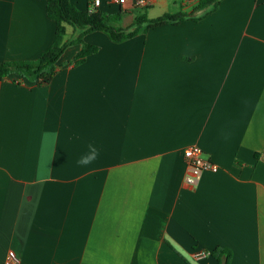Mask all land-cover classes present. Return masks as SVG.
I'll use <instances>...</instances> for the list:
<instances>
[{
	"label": "crops",
	"instance_id": "1",
	"mask_svg": "<svg viewBox=\"0 0 264 264\" xmlns=\"http://www.w3.org/2000/svg\"><path fill=\"white\" fill-rule=\"evenodd\" d=\"M197 1L100 0L195 18L120 42L88 32L97 50L75 64L67 45L47 81L0 79V264L8 249L20 264H219L216 247L264 264V0L202 16ZM45 7L0 0V61L51 44ZM192 144L219 168L189 186Z\"/></svg>",
	"mask_w": 264,
	"mask_h": 264
},
{
	"label": "trees",
	"instance_id": "2",
	"mask_svg": "<svg viewBox=\"0 0 264 264\" xmlns=\"http://www.w3.org/2000/svg\"><path fill=\"white\" fill-rule=\"evenodd\" d=\"M220 0H198L195 11H201V16L214 10ZM46 15L55 23L54 38L51 44L35 59L2 60L0 61V79L13 74L18 78H26L37 83L47 81L55 72L56 62L65 47L72 43H81L80 50L73 58L79 63L97 50V46L83 40V36L92 31H101L113 42H120L133 35L145 32L148 28L163 23H177L190 13H163L156 17H148L141 12L127 26L119 24L124 12L117 10L108 12L101 9L80 10L69 0H46ZM195 18V17H191ZM66 24L73 28V33L65 39ZM219 264H228L229 251L216 247L209 252Z\"/></svg>",
	"mask_w": 264,
	"mask_h": 264
},
{
	"label": "built area",
	"instance_id": "3",
	"mask_svg": "<svg viewBox=\"0 0 264 264\" xmlns=\"http://www.w3.org/2000/svg\"><path fill=\"white\" fill-rule=\"evenodd\" d=\"M119 4L125 2V0H111ZM100 0H92L91 9L95 10L98 8ZM149 0H132V5L134 6H147ZM202 149L195 144L185 146L182 150L183 158L186 164V174L184 181L187 185L192 186L196 184L199 179L200 174L204 170L217 171L219 166L215 162L208 158L203 157ZM204 254V252H201ZM3 264H20V259L16 252L12 249H8Z\"/></svg>",
	"mask_w": 264,
	"mask_h": 264
},
{
	"label": "rangeland",
	"instance_id": "4",
	"mask_svg": "<svg viewBox=\"0 0 264 264\" xmlns=\"http://www.w3.org/2000/svg\"><path fill=\"white\" fill-rule=\"evenodd\" d=\"M140 11H143V10L133 9L132 11H129V13L127 14L124 13L122 18L119 20V24L122 26H127L132 21V19L135 17V15L139 14ZM146 11H147V15L156 14V12H153L149 10L148 8L146 9Z\"/></svg>",
	"mask_w": 264,
	"mask_h": 264
},
{
	"label": "clouds",
	"instance_id": "5",
	"mask_svg": "<svg viewBox=\"0 0 264 264\" xmlns=\"http://www.w3.org/2000/svg\"><path fill=\"white\" fill-rule=\"evenodd\" d=\"M86 162V161H85Z\"/></svg>",
	"mask_w": 264,
	"mask_h": 264
}]
</instances>
